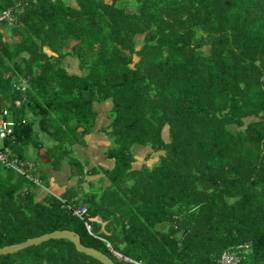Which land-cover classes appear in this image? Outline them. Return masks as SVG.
<instances>
[{"label": "trees", "instance_id": "1", "mask_svg": "<svg viewBox=\"0 0 264 264\" xmlns=\"http://www.w3.org/2000/svg\"><path fill=\"white\" fill-rule=\"evenodd\" d=\"M128 1L0 0L15 14L0 23L4 145L37 149L44 135L55 167L101 105L115 162L103 196L80 200L38 203L0 177V247L70 230L116 264H218L226 251L264 264V0ZM139 149L157 162L136 167ZM0 264L101 263L60 239Z\"/></svg>", "mask_w": 264, "mask_h": 264}, {"label": "crops", "instance_id": "2", "mask_svg": "<svg viewBox=\"0 0 264 264\" xmlns=\"http://www.w3.org/2000/svg\"><path fill=\"white\" fill-rule=\"evenodd\" d=\"M46 51L48 50L45 49V52ZM70 59L76 60L75 58ZM71 72L78 73V64L77 69ZM22 83L27 85L24 80ZM97 109L99 113L93 130L82 137L79 142L65 147L67 154L61 158L60 162L56 164L55 167L52 163L53 159L57 156L60 157L62 154L60 152H50L51 148L49 147H52L50 145L51 140L44 135L39 139L37 138L41 143V146L37 149L33 145L24 146L23 148L17 147L16 151L11 149L13 154L20 160L29 161L37 165L36 169L37 176L40 179V186H34L29 179L19 176L13 171L9 172L10 170L8 171L0 166L1 179L3 178L7 181L8 178L11 177L13 181L10 188H15L18 182L21 181L23 185L21 187H16L18 188L17 193L22 195L25 191L31 192L34 201L38 203L44 202L49 196H55L66 200L73 197V200H80L83 199L86 194L99 193L102 192V189L109 187L110 182L106 177L105 171L111 170L115 163L113 159L107 156V151L111 146V140L106 136L105 132V128L109 124L107 119L109 109L101 105L98 106ZM4 141L5 140H0V147L5 146ZM36 154L42 156V159L40 160ZM75 154L79 157V159L76 158V162L80 165L77 171H74L72 167L74 164L70 161ZM34 156L38 160H30V157L34 158ZM134 165L139 168L137 158ZM96 183L101 186H95ZM81 184L85 185L81 186ZM84 190H89L91 192L88 191L87 193H83L85 192ZM96 221L101 223V231H104L106 223L101 222L100 219H96Z\"/></svg>", "mask_w": 264, "mask_h": 264}, {"label": "built area", "instance_id": "3", "mask_svg": "<svg viewBox=\"0 0 264 264\" xmlns=\"http://www.w3.org/2000/svg\"><path fill=\"white\" fill-rule=\"evenodd\" d=\"M15 19V14L11 9L0 12V23L12 24ZM17 89V85H13ZM19 102L15 103V106H18ZM14 127V122L11 119L10 112L6 108L0 107V140H6V138L12 136ZM0 166L6 170L13 171L19 176L27 178L34 186H40V179L35 174L37 165L29 161H22L17 156H15L8 146L0 147ZM62 203L71 211V213L78 217L81 221H84V218L87 214L86 207H81L74 209L71 206L67 205L66 202ZM87 230H90V227L85 223ZM114 254L121 258V256L114 252ZM218 264H239L238 256L233 252H223L220 255Z\"/></svg>", "mask_w": 264, "mask_h": 264}, {"label": "water", "instance_id": "4", "mask_svg": "<svg viewBox=\"0 0 264 264\" xmlns=\"http://www.w3.org/2000/svg\"><path fill=\"white\" fill-rule=\"evenodd\" d=\"M37 157L40 160L42 159V156H37ZM60 239L68 240L74 245L77 252L89 256L101 264H116L110 257L102 253L101 251L95 248L84 246L81 243L80 236L70 230H56L50 233L43 234L38 237L28 239L24 242L0 247V255L15 254L18 251L24 250L32 246H38L41 243L47 242L49 240H60Z\"/></svg>", "mask_w": 264, "mask_h": 264}, {"label": "rangeland", "instance_id": "5", "mask_svg": "<svg viewBox=\"0 0 264 264\" xmlns=\"http://www.w3.org/2000/svg\"><path fill=\"white\" fill-rule=\"evenodd\" d=\"M129 2V4H133V0H129L128 1ZM9 29V28H8ZM46 52H48V51H46ZM49 53V52H48ZM76 59V58H75ZM77 64H78V60L76 59V60H71L70 59V57H68L67 59H65L64 60V63H63V65L66 67V69H68V71L69 72H71L72 70H74V69H77ZM80 73V72H79ZM109 111V110H108ZM36 136V135H35ZM51 140V143H50V145L53 147V145L55 146V145H58L56 142H53V139H50ZM111 144H112V142H111ZM112 146V145H111ZM52 147H49V148H52ZM150 151L148 150V149H141V150H139L138 152H137V154L135 155L136 156V158L138 159V165L140 166V165H143V164H149V165H153V164H155L156 162H157V157L154 155L153 157H147V153H149ZM37 156H38V154H36ZM76 158H78L79 159V157L75 154L74 156H73V158L70 160L71 161V163L72 164H74L75 162H76ZM38 160L35 156H34V158H31L30 157V160ZM114 160V159H113ZM75 165V164H74ZM77 165V164H76ZM73 167V166H72ZM78 167V166H77ZM78 168H80V166L78 167ZM78 168H76L75 169V171H77L78 170ZM35 174L37 175V170H36V172H35ZM110 182V181H109ZM85 184H81V186H84ZM95 186H101V185H99L98 183H96V185ZM110 186V185H109ZM111 187V186H110ZM110 187H107V188H110ZM85 192H83V193H87L89 190H84ZM89 192H91V191H89ZM96 194H98V192H95ZM130 194V193H129ZM128 194V195H129ZM87 195V194H86ZM99 195H101V192H99ZM103 195H101L100 197H102ZM124 197V196H123ZM123 197H121V198H123ZM108 203V202H107ZM110 205V204H109ZM108 205V207H110Z\"/></svg>", "mask_w": 264, "mask_h": 264}, {"label": "clouds", "instance_id": "6", "mask_svg": "<svg viewBox=\"0 0 264 264\" xmlns=\"http://www.w3.org/2000/svg\"><path fill=\"white\" fill-rule=\"evenodd\" d=\"M121 256V255H120ZM125 261H129V262H131L129 259H124Z\"/></svg>", "mask_w": 264, "mask_h": 264}]
</instances>
